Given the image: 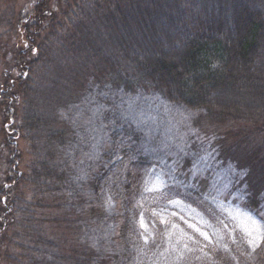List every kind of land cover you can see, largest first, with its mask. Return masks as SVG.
I'll use <instances>...</instances> for the list:
<instances>
[{
    "label": "trees",
    "instance_id": "obj_1",
    "mask_svg": "<svg viewBox=\"0 0 264 264\" xmlns=\"http://www.w3.org/2000/svg\"><path fill=\"white\" fill-rule=\"evenodd\" d=\"M15 1L0 0V107L29 160L24 172L12 169L20 153L2 123L0 264L127 261L119 235L94 246L84 235L102 220L97 203L70 194L74 166L66 155L82 131L66 121L73 106L88 111L101 103L111 120L123 96L146 92L189 109L217 166L232 167L233 184L245 186L243 206L257 207L264 194V0H31L21 19ZM119 132L133 135L129 125ZM122 138L119 157L131 156L133 137Z\"/></svg>",
    "mask_w": 264,
    "mask_h": 264
},
{
    "label": "rangeland",
    "instance_id": "obj_2",
    "mask_svg": "<svg viewBox=\"0 0 264 264\" xmlns=\"http://www.w3.org/2000/svg\"><path fill=\"white\" fill-rule=\"evenodd\" d=\"M11 4L20 8V19L31 11V0ZM22 32L14 39H22ZM121 100L111 120L101 103L88 111L73 106L66 115L72 126L82 127L66 155L74 166L70 194H83L101 208L99 228L84 234L92 245L119 235L124 264H264V194L253 211L243 206L245 186L233 184L234 169L218 167L216 155L196 136L194 112L153 93ZM4 113L0 107V127ZM125 125L132 136L120 135ZM3 127L20 153L12 169L24 172L26 145L10 114ZM120 137H133L131 156L119 157L127 147Z\"/></svg>",
    "mask_w": 264,
    "mask_h": 264
}]
</instances>
